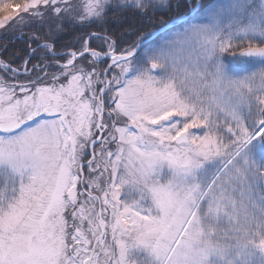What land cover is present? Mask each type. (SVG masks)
<instances>
[{
	"label": "snow or ice",
	"instance_id": "snow-or-ice-1",
	"mask_svg": "<svg viewBox=\"0 0 264 264\" xmlns=\"http://www.w3.org/2000/svg\"><path fill=\"white\" fill-rule=\"evenodd\" d=\"M0 14V264H264V0Z\"/></svg>",
	"mask_w": 264,
	"mask_h": 264
},
{
	"label": "trees",
	"instance_id": "trees-1",
	"mask_svg": "<svg viewBox=\"0 0 264 264\" xmlns=\"http://www.w3.org/2000/svg\"><path fill=\"white\" fill-rule=\"evenodd\" d=\"M11 1V0H10ZM16 1V0H15ZM170 2L173 4V5H175L176 3H177V0H170ZM205 2H206V0H205ZM188 11V9L183 5V3H181L180 4V7H179V9H176L175 7L172 9V10H170V11H167V12H164V11H158L157 13H156V16H155V19H156V21H159L160 19H163V20H170V19H172L174 16H177V15H183V14H185L186 12ZM191 19V17H189V18H187V19H185L184 21H186V20H190ZM11 24H13V25H16L17 26V24H15V23H11ZM181 26V25H183V21L182 22H180V23H178V24H176L175 26H173L171 29H169L168 31H171L172 29H174L176 26ZM178 26V27H179ZM159 26H158V24H157V28H158ZM143 30L144 31H152V27L151 26H148V25H145V26H143ZM18 31H19V29H17V30H12V31H10V30H7V31H4L3 29L0 31V43H8L9 44V52H12L13 50H18L19 48H21V47H23L24 45H23V42L21 41V42H17L16 44H15V49H13V46H12V44L11 43H9V41L8 40H6V39H3L4 37H8V36H14V35H16L17 33H18ZM92 31H95V29H92ZM167 31V32H168ZM64 35L59 39V41H58V44H60V45H64V44H71V43H73L74 42V35H79V32H76V33H71V32H69V30H68V28H65L64 29ZM159 37H161V36H159ZM131 39H135V36H133V37H131ZM156 41V40H155ZM95 43V42H94ZM0 51H1V55L5 58V59H8L9 58V56H8V54H6V53H3V50L2 49H0ZM17 63H19V62H17ZM14 66H16V65H14Z\"/></svg>",
	"mask_w": 264,
	"mask_h": 264
},
{
	"label": "rangeland",
	"instance_id": "rangeland-1",
	"mask_svg": "<svg viewBox=\"0 0 264 264\" xmlns=\"http://www.w3.org/2000/svg\"><path fill=\"white\" fill-rule=\"evenodd\" d=\"M10 2H13V3H16V2H18V0H11ZM184 5V4H183ZM16 13L14 12L13 13V15H15ZM3 15H5V14H0V16H3ZM12 23H15V22H12ZM16 24V23H15ZM179 26V25H178ZM176 26L174 29H172L171 31H164L162 34H160L161 35V37H158V36H160V35H158L156 38H154L153 40H155L156 39V41H153L152 43L153 44H155V43H157V42H159L160 40H162V39H164L166 36H168L170 33H172V32H175V31H178L181 27H183V25H181V26ZM17 29H19V25H13V24H10L9 25V27L7 28V30H10V31H12V30H17ZM2 29H0V31H1ZM4 30V29H3ZM7 30H4V31H7ZM95 43H98V42H95Z\"/></svg>",
	"mask_w": 264,
	"mask_h": 264
},
{
	"label": "water",
	"instance_id": "water-1",
	"mask_svg": "<svg viewBox=\"0 0 264 264\" xmlns=\"http://www.w3.org/2000/svg\"><path fill=\"white\" fill-rule=\"evenodd\" d=\"M187 17H189V16H188V15H183V16H181V17H178V19H177V17L173 18V19L171 20V23H168L165 27H163V28H158L157 31H153V36H152V39H151V40H153V39L156 38L158 35H160V34L163 33L164 31H166L167 29H169L171 26H173V25L175 24L176 21H178V20H182V19H185V18H187Z\"/></svg>",
	"mask_w": 264,
	"mask_h": 264
}]
</instances>
